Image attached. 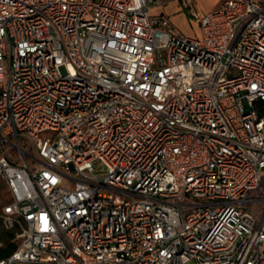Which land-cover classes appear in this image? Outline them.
I'll return each instance as SVG.
<instances>
[{
  "label": "built area",
  "instance_id": "obj_1",
  "mask_svg": "<svg viewBox=\"0 0 264 264\" xmlns=\"http://www.w3.org/2000/svg\"><path fill=\"white\" fill-rule=\"evenodd\" d=\"M181 1L0 0V264H264V0Z\"/></svg>",
  "mask_w": 264,
  "mask_h": 264
},
{
  "label": "rangeland",
  "instance_id": "obj_2",
  "mask_svg": "<svg viewBox=\"0 0 264 264\" xmlns=\"http://www.w3.org/2000/svg\"><path fill=\"white\" fill-rule=\"evenodd\" d=\"M162 2L166 3V6L164 8V11L167 13L170 10V7L172 5L177 4L179 6V0H161ZM220 3V0H193V10H195L197 13H199L201 16H204L207 12L214 10L218 4ZM182 13V14H181ZM178 13L177 17L180 18L181 27L184 29V31L191 30L193 34H187L183 31L184 34L188 36H193L196 38H199V28L197 21H195L191 15L189 9H183V12ZM181 14V15H179ZM8 196L6 193V188L3 183H0V209L1 206L6 202Z\"/></svg>",
  "mask_w": 264,
  "mask_h": 264
},
{
  "label": "crops",
  "instance_id": "obj_3",
  "mask_svg": "<svg viewBox=\"0 0 264 264\" xmlns=\"http://www.w3.org/2000/svg\"><path fill=\"white\" fill-rule=\"evenodd\" d=\"M178 2H179V6L177 4L172 5L170 7V10L167 13L164 11L166 3L162 2L163 3L162 6L154 7L152 9V15L153 16L165 17V18L169 19V21L171 22V24L173 26L179 28L183 32L184 29L181 27V23H180V19H179L180 17L179 16L177 17V15H178V13L183 12V9H185V6L183 5L181 0H179ZM217 6H215V7H217ZM181 14H179V15H181ZM198 28H199V26H198ZM184 32L187 33V34H193L191 30L184 31ZM199 35L201 36L200 28H199ZM191 37H193V36H191ZM194 38H196V37H194Z\"/></svg>",
  "mask_w": 264,
  "mask_h": 264
},
{
  "label": "trees",
  "instance_id": "obj_4",
  "mask_svg": "<svg viewBox=\"0 0 264 264\" xmlns=\"http://www.w3.org/2000/svg\"><path fill=\"white\" fill-rule=\"evenodd\" d=\"M13 237V233H1L0 238L4 242V246L0 247V260L9 257L16 250L17 244L15 242H12Z\"/></svg>",
  "mask_w": 264,
  "mask_h": 264
}]
</instances>
